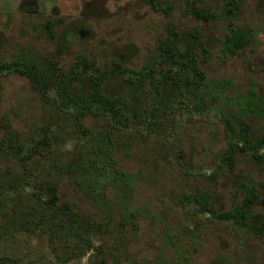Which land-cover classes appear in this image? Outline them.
<instances>
[{
  "label": "rangeland",
  "instance_id": "rangeland-1",
  "mask_svg": "<svg viewBox=\"0 0 264 264\" xmlns=\"http://www.w3.org/2000/svg\"><path fill=\"white\" fill-rule=\"evenodd\" d=\"M163 1L166 13L147 0H0V60L54 54L66 66L81 54L99 66L112 59L134 68L148 62L161 79L172 71L159 60L158 46L172 26L178 46L189 48L204 73L200 85L180 84L161 104L146 80L144 120L115 128L107 140L94 128L83 134L69 116L47 113L25 77L0 72V117L24 143L44 125L53 128V119L61 122V141L28 161L41 164L29 176L57 181L61 198L97 225L83 235L100 248L85 249L74 235L64 240L45 230L15 231L0 240V255L17 264H94L101 256L106 264H264V232L212 218L181 198L207 192L213 205L226 209L238 203L248 179L258 190L264 178V166L247 152L236 155L232 172L219 159L232 139L224 118L235 129L242 118L253 134H264V0H241L230 19L221 15L223 0H193L218 14L206 21L188 12L186 0ZM228 20L250 32L233 53L221 45ZM83 122L96 123L91 117ZM19 164L0 153V175L21 173ZM251 211L264 216V204Z\"/></svg>",
  "mask_w": 264,
  "mask_h": 264
},
{
  "label": "trees",
  "instance_id": "trees-1",
  "mask_svg": "<svg viewBox=\"0 0 264 264\" xmlns=\"http://www.w3.org/2000/svg\"><path fill=\"white\" fill-rule=\"evenodd\" d=\"M147 1L153 8L162 9L164 13L169 9L163 0ZM240 2L223 0L221 15L230 19L238 11ZM185 5L188 12L197 19L206 21L218 16L215 12L194 5L193 0H186ZM227 25L228 30L222 37L221 45L227 52L233 53L248 43L250 32L232 26L229 20ZM166 30L167 34L160 41L157 55L161 63L169 65L168 69L172 73L166 72L161 79L153 76V66L148 62L134 68L123 66L117 59H112L108 66H99L81 54H75L66 66L54 54L43 55L38 60L24 57L0 60V72H13L25 77L47 113L57 117L69 116L83 134L96 130L105 139L111 140L115 128H127L144 120L141 91L146 80L151 89L159 94L155 104L169 99L180 84L196 87L202 83L204 73L196 63L194 54L187 46H178L180 37L172 26ZM191 35L201 44L198 35L193 32ZM180 72L188 74L178 83ZM155 104H152L154 110ZM61 112L66 113L61 115ZM86 117H91L96 123L85 125L83 121ZM152 120L149 116L147 121ZM223 121L232 136L219 157L225 169L232 172L236 155L242 152H247V156L257 165L264 166V134H253L249 124L242 118L236 120V129L230 120L224 118ZM51 125H44L38 137H32L28 143H24L20 134L11 128L9 121L0 117V153L16 159L22 170L13 176L0 175V240L15 231L29 233L45 230L58 239L61 237L65 240L74 235L84 242L85 249L91 247L100 250L83 235L97 225L80 216L67 198H61L57 181L49 178L35 181L29 176L34 167L41 164H29L28 161H36L46 151L53 150L65 133L61 122L56 119H53V128ZM177 153L181 155L179 148ZM104 156L107 157L106 154ZM86 159L89 160V157ZM81 165L84 164H78L76 168H81ZM247 182L243 184L238 203L226 209L213 205L207 192L182 193L181 198L193 203L196 211L206 212L212 218L231 220L253 234H262L264 216L252 212L251 208L257 202L264 204V178L256 182L258 190L253 180L248 179ZM0 263L17 264L4 255H0ZM94 264H106L105 259L101 256Z\"/></svg>",
  "mask_w": 264,
  "mask_h": 264
}]
</instances>
